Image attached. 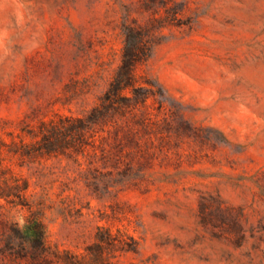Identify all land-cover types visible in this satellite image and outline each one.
Wrapping results in <instances>:
<instances>
[{
	"label": "rangeland",
	"instance_id": "obj_1",
	"mask_svg": "<svg viewBox=\"0 0 264 264\" xmlns=\"http://www.w3.org/2000/svg\"><path fill=\"white\" fill-rule=\"evenodd\" d=\"M0 264H264V0H0Z\"/></svg>",
	"mask_w": 264,
	"mask_h": 264
}]
</instances>
